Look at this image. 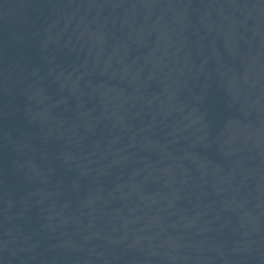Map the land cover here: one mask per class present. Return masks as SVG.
Listing matches in <instances>:
<instances>
[{
  "label": "water",
  "instance_id": "water-1",
  "mask_svg": "<svg viewBox=\"0 0 264 264\" xmlns=\"http://www.w3.org/2000/svg\"><path fill=\"white\" fill-rule=\"evenodd\" d=\"M0 264H264V0H0Z\"/></svg>",
  "mask_w": 264,
  "mask_h": 264
}]
</instances>
